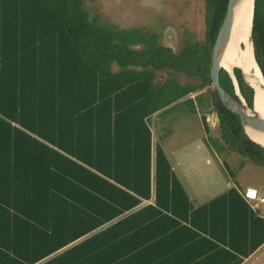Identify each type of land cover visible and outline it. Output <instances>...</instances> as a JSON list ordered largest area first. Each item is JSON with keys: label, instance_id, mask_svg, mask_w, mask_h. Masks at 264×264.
I'll use <instances>...</instances> for the list:
<instances>
[{"label": "trees", "instance_id": "obj_1", "mask_svg": "<svg viewBox=\"0 0 264 264\" xmlns=\"http://www.w3.org/2000/svg\"><path fill=\"white\" fill-rule=\"evenodd\" d=\"M227 3L204 0V38L174 50L90 18L85 0H0V264H241L264 244V218L238 186L195 207L154 140L153 117L206 108L220 133L208 148L264 167L212 84ZM252 39L264 75V0ZM219 82L238 98L225 69Z\"/></svg>", "mask_w": 264, "mask_h": 264}, {"label": "rangeland", "instance_id": "obj_2", "mask_svg": "<svg viewBox=\"0 0 264 264\" xmlns=\"http://www.w3.org/2000/svg\"><path fill=\"white\" fill-rule=\"evenodd\" d=\"M85 5L90 18L97 15L102 21L120 28H146L156 32L159 35V41L174 50H178L187 38L197 41H201L204 38V0H85ZM114 69H117V67L114 66ZM174 76L182 83L188 81L187 77L183 75ZM159 77L165 79L168 75L160 73ZM198 93H193L191 96H195ZM178 111L176 110L175 112ZM199 111L208 113L206 108H199ZM180 113L175 114L176 118L168 120L167 130L169 133H176L171 140L173 150L170 156L185 157L195 161V167L198 168V172L195 174L196 178L191 181V185L194 181L198 183L200 178L198 175H200L209 185L217 181V183H221V186H226L227 181L233 182L236 180L242 187L247 185L255 186L257 184L264 186V167L247 161L238 153L222 155L216 151H210L209 148H206L207 145L205 146L202 143V132L200 136L198 129L196 132L191 130L190 140L182 142L183 139L178 135L176 129L177 127L183 129L185 125L181 123L183 120L180 118L182 116V113ZM168 116L169 113H165L151 119L152 123L156 125V134L159 132L158 138L160 140L164 138L167 130L159 131V124H162ZM219 136L220 133L216 123L210 133H206V137L218 139ZM196 145H198V149H196ZM169 152L171 151L169 150ZM216 154L223 157L219 156L218 158ZM207 158L211 160L210 164L206 163ZM224 160L231 167L234 178L230 177V174L226 171ZM245 264H264V248L248 259Z\"/></svg>", "mask_w": 264, "mask_h": 264}, {"label": "crops", "instance_id": "obj_3", "mask_svg": "<svg viewBox=\"0 0 264 264\" xmlns=\"http://www.w3.org/2000/svg\"><path fill=\"white\" fill-rule=\"evenodd\" d=\"M176 110H179V111L175 112ZM176 110L169 112V116L165 119V121L162 124H159L158 130L159 131L167 130V128H168L167 126L169 124L168 120L170 118H174V117L176 118L175 114H178L181 112L182 114L181 113L180 114L182 116L180 118L183 120L181 123H183L185 125H184L183 129L178 128V127L176 129L178 131V135L181 136L183 139L182 142L189 141L191 130H194V132H196V130L198 129L200 136H201V132H202V137H201L202 143L206 146V143H205L206 130H205V126H204V123L202 121V118H201L203 113H201L200 111L193 112V111H190L189 109L181 108V107L177 108ZM212 128L213 127H210V129H212ZM154 131H155L154 140H158L161 143V145L164 149V152H165V154H166V156H167V158L171 164L172 170L174 171V174L182 183L183 187L185 188L187 194L190 197V200L192 201V203L195 207H197V206H199L205 202H208L209 200H211V199L215 198L216 196L227 191L230 187L236 185V186H238L239 191L241 192V195L250 204L252 209L254 211L258 212L259 215L264 218V204H259L258 206H253V203L249 199H247L245 196V192L247 189L256 190L260 196H264V186L262 187V185L257 184L255 186L247 185L245 187H242L239 184V182L236 180H234L233 182L227 181L226 186H224V185L221 186V183H219V182L217 183V181L214 184L209 185L206 182V180L204 178H202V176H200V175H198V177H200L198 183H196V181H194L193 184L191 185V181L196 178L195 174H197V172H198V168L195 167V161L191 160V159H186L185 157H174V156L171 157L170 156V154L172 153V150H173L171 147V145H172L171 140L173 139V137L175 136L176 133L174 132L172 134V133H169V131L167 130L164 138H162L160 140L158 138L159 132L156 134V128ZM206 148H208V147L206 146ZM196 149H198V145H196ZM169 150L171 152H169ZM222 155H230V154H222ZM222 155H217V156L219 158V156L223 157ZM194 159H196V158H194ZM197 160H199V159H197ZM225 162L226 161L224 160L223 163H225ZM206 163L210 164L211 160L209 158H207ZM224 167H225V164H224ZM219 177L221 178V176H219ZM230 177H232V176H230ZM149 202H151V201H149ZM146 203H148V202H146ZM263 248H264V244L261 245L258 249H256L249 257L245 258L241 264H245V262L248 259L252 258L258 252H260V250Z\"/></svg>", "mask_w": 264, "mask_h": 264}, {"label": "water", "instance_id": "obj_4", "mask_svg": "<svg viewBox=\"0 0 264 264\" xmlns=\"http://www.w3.org/2000/svg\"><path fill=\"white\" fill-rule=\"evenodd\" d=\"M240 1L241 0H228L226 13L221 23V26L219 28V31H218V34H217V37H216V40H215V43L212 49V64H211L212 84H213V87L216 89L218 98L220 99L222 104L232 113L239 116L241 123L243 125V128H244V131L247 134V136L253 142H255L256 144L264 148V106L262 105V100L260 99L261 102L259 101V103L256 101L257 98H256L255 88L249 82L247 75L244 72V69L242 67H238L243 74L244 80L254 90L253 107L251 108L240 93L234 73L229 72L223 66L224 54H225V51L228 47V43L230 40L234 12ZM254 4H255V0H253L251 32H250V38H251L253 51H254V44H253V39H252V26H253V17H254ZM254 58H255V55H254ZM221 69H225L231 76L233 83L235 85V91H236V95L238 96V98H235L234 96L229 94L221 86L219 82V73ZM262 76L264 77L263 74ZM186 98H188V96L184 97V99ZM260 105L262 106V108H259ZM207 122L210 127H214L216 123L219 122L218 113L217 112L209 113L207 115Z\"/></svg>", "mask_w": 264, "mask_h": 264}, {"label": "bare ground", "instance_id": "obj_5", "mask_svg": "<svg viewBox=\"0 0 264 264\" xmlns=\"http://www.w3.org/2000/svg\"><path fill=\"white\" fill-rule=\"evenodd\" d=\"M252 7L253 0H241L236 7L223 66L229 72H233L234 68L242 67L256 90V101L259 103L261 99L264 106V77L255 61L250 38ZM259 108L262 106L260 105Z\"/></svg>", "mask_w": 264, "mask_h": 264}, {"label": "built area", "instance_id": "obj_6", "mask_svg": "<svg viewBox=\"0 0 264 264\" xmlns=\"http://www.w3.org/2000/svg\"><path fill=\"white\" fill-rule=\"evenodd\" d=\"M245 196L253 203V206L264 204V196H260L256 190L247 189Z\"/></svg>", "mask_w": 264, "mask_h": 264}]
</instances>
